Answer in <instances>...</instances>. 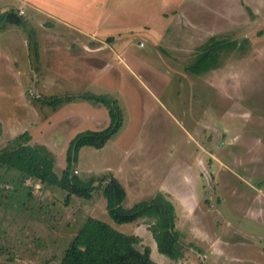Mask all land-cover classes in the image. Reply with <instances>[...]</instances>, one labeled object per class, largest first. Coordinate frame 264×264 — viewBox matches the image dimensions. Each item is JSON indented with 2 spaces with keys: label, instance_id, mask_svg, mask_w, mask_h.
I'll list each match as a JSON object with an SVG mask.
<instances>
[{
  "label": "rangeland",
  "instance_id": "obj_1",
  "mask_svg": "<svg viewBox=\"0 0 264 264\" xmlns=\"http://www.w3.org/2000/svg\"><path fill=\"white\" fill-rule=\"evenodd\" d=\"M150 1L156 10L172 4ZM163 15L159 42L131 15L118 32L137 59L117 60L102 48L106 57L92 58L97 69L106 64L102 77L87 71V60L73 63L65 47L37 56L42 37L31 28L26 40L22 29L2 32L0 146L28 130L60 172L70 139L109 123L103 103L81 96L108 93L123 110L122 126L101 148L82 146L73 172L116 174L125 206L168 199L183 255L158 251L152 218L113 220L100 189L67 203L59 187L0 164V264H107L103 253L131 233L161 264H264V0H182ZM211 35L239 46L202 73L186 70ZM68 95L55 108L47 102Z\"/></svg>",
  "mask_w": 264,
  "mask_h": 264
},
{
  "label": "trees",
  "instance_id": "obj_2",
  "mask_svg": "<svg viewBox=\"0 0 264 264\" xmlns=\"http://www.w3.org/2000/svg\"><path fill=\"white\" fill-rule=\"evenodd\" d=\"M7 20L19 24L22 16L12 9L0 14V21ZM238 45L237 40H225L211 35L187 65L186 70L193 73H202L218 65L221 53ZM239 46V45H238ZM81 97L90 98L93 102L103 103L108 110L109 123L101 129H85L76 133L68 142L65 153V166L60 172L55 170L54 158L41 151L30 142L31 134L24 130L0 146V164L8 165L22 171L26 177H33L41 183L59 187L66 192L65 202H69L72 195L83 199H91L100 189L106 203L110 217L118 223H126L141 217L153 219L150 230L156 241L158 251L177 259L183 255V246L179 239L178 229L175 228L173 219V205L163 198L161 194L140 200L130 206L123 205L127 191L121 180L113 173L105 176H80L73 172L74 161L77 160L79 150L84 145L101 148L109 137L122 126L124 120L123 110L118 101L108 93L84 92ZM73 97H51L47 102L53 108L63 101ZM140 237L135 234H126L106 255L107 264H161L154 260L148 245L139 247ZM105 257V258H104Z\"/></svg>",
  "mask_w": 264,
  "mask_h": 264
},
{
  "label": "crops",
  "instance_id": "obj_3",
  "mask_svg": "<svg viewBox=\"0 0 264 264\" xmlns=\"http://www.w3.org/2000/svg\"><path fill=\"white\" fill-rule=\"evenodd\" d=\"M9 1L12 0H0V13L3 14L14 9L18 15L22 16V19L19 24L8 23L4 19L1 20L0 34L8 29L11 30L10 35L12 36L14 32L18 34L17 30L22 29V32H20L26 40L25 27L31 28L35 32H39L42 37V40L37 44V56L44 50V47H46L45 55L50 53L57 55L65 47L70 56L69 59L73 60V63L78 64L87 60V71L93 72L92 75L96 77H102V70L106 67V64L104 67L99 66V69L92 64L93 56H99L98 59L101 61L106 57L105 50L107 49L102 51V48L108 46L111 49L108 50L109 53L114 55L116 59L123 60L124 56H127L126 58L132 57L131 60L137 59L127 49L129 41H126L123 35L118 32V29L123 28L125 25L131 26V23L135 21L131 15H139L142 20L138 27L142 28L141 30H145L143 28L149 29L152 33L153 42H157L159 32L165 27L162 24L167 22V18L164 17L163 13L175 6L179 7L182 0H173L172 2L171 0H160L161 5L172 4L168 8L162 6L157 10L154 7L151 8L150 0H15L18 4L14 8L11 7ZM20 9H22L21 14H19ZM155 16L157 18L156 22L154 20ZM114 30L117 33L112 34L111 32ZM67 37L66 42L64 39ZM46 39H48L47 45L45 44ZM6 42L8 43V41ZM150 44L152 46V41L148 43V46ZM141 61L137 65L144 68L145 64L143 60ZM15 68L13 66V70ZM15 72L14 74H17L18 71L15 70ZM185 131L187 137L191 136L187 130ZM115 176L117 175L115 174Z\"/></svg>",
  "mask_w": 264,
  "mask_h": 264
},
{
  "label": "built area",
  "instance_id": "obj_4",
  "mask_svg": "<svg viewBox=\"0 0 264 264\" xmlns=\"http://www.w3.org/2000/svg\"><path fill=\"white\" fill-rule=\"evenodd\" d=\"M21 13H22V9L19 10V14H21Z\"/></svg>",
  "mask_w": 264,
  "mask_h": 264
}]
</instances>
